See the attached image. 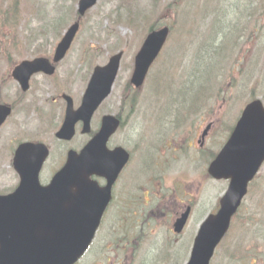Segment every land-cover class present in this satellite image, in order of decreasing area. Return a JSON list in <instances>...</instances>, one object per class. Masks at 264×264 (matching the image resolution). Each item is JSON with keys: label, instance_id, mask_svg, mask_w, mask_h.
I'll use <instances>...</instances> for the list:
<instances>
[{"label": "rangeland", "instance_id": "rangeland-1", "mask_svg": "<svg viewBox=\"0 0 264 264\" xmlns=\"http://www.w3.org/2000/svg\"><path fill=\"white\" fill-rule=\"evenodd\" d=\"M78 1L0 0L1 12L5 13L8 9L13 11L15 4L17 11L15 18H11L8 26L4 25L0 12V69H6L8 65L20 63L22 60H31L36 56L48 57L53 48L58 45L65 30L74 23ZM176 2L178 5L173 6V0H99L95 9L83 18L81 31L75 44L60 67V70L64 72L78 73L79 76L74 80L78 90L86 86L89 79L88 73L94 67L98 64L105 65L110 56L121 50L125 51L123 69L115 89H119L121 84L123 90L120 98H117L115 102L118 105L122 98H127L126 106H130L131 114L126 116L127 124L117 135L116 144L129 146L135 154L133 163L127 171L126 180L136 181L133 185H137L136 189L144 192L150 190L151 193L158 194V197L168 194L170 190L180 192L187 190L191 194L201 192L204 187L203 184L201 188L199 185L203 181L204 173H201L204 172L207 163L199 160L209 159L207 162L212 160V155L221 149L245 104L254 98L264 101V14H262L264 0H176ZM185 2H194L195 6L183 5ZM167 9L171 10L167 13L165 12ZM161 25L171 28L163 55L151 70L143 92L129 90V93H126L124 91L126 81L129 82L131 78L133 58L139 52L142 38L148 34L151 27L160 28ZM245 27L247 31L243 35ZM219 29L224 30L221 33L229 32L226 38V46L229 47L227 50L232 47L237 33L243 35L242 49L238 45L228 53L229 63L224 62L223 56L227 54L226 50L223 54L219 53L212 61L213 56L207 52L196 58L197 48L205 44L210 37H216L215 45L222 41L221 36H218ZM6 52L8 56L3 55ZM15 54L19 56L16 57ZM201 62L203 71L205 62H208L206 69L212 81L204 83L197 79L201 73ZM72 79L73 77H70V80ZM3 80L5 79L2 78L0 81ZM68 82V78L63 79L57 76L54 81H48L44 85H51L52 88L56 84L65 87ZM183 82L188 85L191 93L196 90V83L200 82L205 92L203 99L195 106L194 115L190 114V117L186 114L188 106L181 105L176 97V90L181 88ZM37 83L41 82L37 81ZM44 85L39 87L40 92H46ZM8 89L14 91L13 85L4 84L0 87V93ZM156 93H158L157 96ZM7 95L10 94H4V96ZM178 95L194 105L195 98L188 99L182 91ZM45 99L46 102H51V98L45 97ZM163 114H166L164 118L166 121L163 119ZM17 118L19 117L14 116L12 118L14 123L11 121L14 135L8 138L9 131H6L0 137V190L11 189V186L5 183L14 178L9 172L6 154L16 145V140L24 138L26 133L19 129L18 122L15 121ZM56 118L57 114L51 112L42 121H30L37 126L36 131L39 132L32 137L43 140L51 137L58 126ZM158 118L159 121L163 119L161 123H158ZM178 121L181 122L179 127L183 130L168 125V123L178 124ZM193 121H196L197 129L200 131L209 122L212 121L214 124L204 150L201 151L197 146L199 153H196L194 161L197 171L192 168V164L187 167L189 175L184 169L174 171L176 167L186 164V161L182 159L179 164L169 163L168 169L170 168L171 175L161 174L158 166L161 167V164L168 160L178 162L180 154L185 156L187 161L192 162L190 154L194 153L192 150L185 155L181 151L174 154L173 150L165 148L164 143L167 138H170L169 147L179 149L185 141L189 142L196 131V125H191ZM159 125L163 130L160 131ZM201 125L203 128L200 129ZM32 128L30 127L29 130ZM178 131H180L178 135H170ZM200 131L197 139L200 137ZM145 136L151 145H148ZM158 143L161 144L160 147H155ZM68 148H64V152ZM62 151L63 148L54 147L56 159L62 156ZM141 152L143 153L139 156ZM148 153L154 160V165L146 170V166L150 163ZM195 180L197 183H193ZM203 183L207 182L203 181ZM225 187V183L219 182L212 185L208 182L207 191L197 204L198 208L194 209V214L198 210L201 217L212 213L216 200L223 195ZM252 188L242 212L244 214L246 210L247 214L237 218V223L235 222L228 233L229 241L224 244L227 252L233 251L225 264H264V169ZM117 194L121 197L115 202L114 210L119 211V217L111 223L115 224L116 228H111V224L106 227V232L98 243L97 254L95 250L92 253L95 256H91L86 264H118L119 262V264H130L131 261L133 264H170L171 261L172 264H184L188 248L180 250L178 246L171 243L172 253L163 257V249L168 248L163 246L162 237L151 235L147 239H142L140 235L130 232V222L126 223L122 216V208L125 206L122 196L129 195L130 189ZM148 199L150 200L151 197ZM137 213L142 215L141 209H137ZM109 217L115 216L111 213ZM149 219L151 218L145 220ZM197 221L196 217L191 222L190 235ZM164 230L162 226L156 231ZM142 231L149 233L148 227ZM124 232L128 233L130 238L128 242L120 243L119 249H116L119 242L108 239L107 242L112 246L114 253L107 255L102 248L106 238L110 235L116 237ZM163 235L166 233L164 232ZM185 238H188L187 234ZM123 250H125L123 255L126 258L122 256ZM137 259H141L140 262Z\"/></svg>", "mask_w": 264, "mask_h": 264}, {"label": "water", "instance_id": "water-1", "mask_svg": "<svg viewBox=\"0 0 264 264\" xmlns=\"http://www.w3.org/2000/svg\"><path fill=\"white\" fill-rule=\"evenodd\" d=\"M95 2L96 0H82L80 12L84 13L94 6ZM75 30L76 27L70 30L60 46L58 53L61 56H64L75 36ZM167 34L168 31L165 29L162 32L152 33L147 38L141 53L136 58V68L132 78V83L136 87L143 85L148 68L162 50ZM121 55L113 57L107 67L95 71L86 93L83 109L76 114L68 113L67 121L58 134L59 137L68 139L72 136L75 122L81 119L82 115H86L89 104L96 98V94L100 98L98 103L108 96L119 69ZM29 65L33 63H22L20 70L27 69ZM32 69L30 67L29 71ZM92 111L85 117L86 124H89ZM10 113L11 111L6 107L0 108V126ZM117 124L115 120L104 127L101 134L95 137L80 155L72 152L68 165L53 182L54 187L51 192L59 188L60 183L66 184L67 179L75 185L77 224L73 230L69 227L65 230L60 228L65 220L68 221V214L62 211L60 214L58 212L29 214L27 217L12 214L15 211L14 205H19L20 199L22 201V186L15 197L0 199V264H72L84 252L91 242L107 203V199H104V189L101 190L96 183H91L90 178L93 175L103 176L107 173V177L113 183L127 162L128 156L125 150L116 149L113 153L105 150L107 139L115 132ZM233 134L231 141L213 166V173L217 177L227 176L233 181L230 191L222 200L220 213L207 222L197 241L193 257L194 261L198 260L200 264L208 263L216 244L225 235L240 199L247 192L248 181L264 162V111L259 102H255L245 111ZM26 147L28 145H24L18 153ZM29 180L30 183L31 179ZM111 185L107 188L108 193ZM108 193L107 197H109ZM58 197L59 201L65 199L63 193ZM88 206H93V209L90 210Z\"/></svg>", "mask_w": 264, "mask_h": 264}, {"label": "flooded vegetation", "instance_id": "flooded-vegetation-1", "mask_svg": "<svg viewBox=\"0 0 264 264\" xmlns=\"http://www.w3.org/2000/svg\"><path fill=\"white\" fill-rule=\"evenodd\" d=\"M52 55V54H51ZM48 59L52 60V57H48ZM100 65V64H98ZM60 67H62V63L56 64L55 66V72L53 76H47L45 74H37L33 75L32 79L29 83V90L25 92L23 88L21 89L18 85V83L12 78V74H4L2 75L5 80L0 81V87L4 84H12L14 91H10L9 89L5 91L4 93H0L1 97L6 100L7 104L12 108L13 113L11 117L6 121L4 126L0 129V137H2L3 134H5L6 131H9L8 138L12 137L13 134V124L11 125L12 118L14 116H17L15 121L18 122L19 129L22 131H25L24 138L16 140V145L6 154V158L8 160V166H9V172L12 175L13 179L9 181H5V183L9 184L11 189H4L0 190V193L2 194H10L13 193L17 186L21 183V176H19L14 169V157H15V151L19 147V145L24 144V142H30V143H43L47 146L49 150V156L47 157V160L44 163V166L39 174L40 176V182L42 185H47L51 179L55 176V174L66 164V156L69 153L70 148H78L81 149L88 143L87 139L90 136H85L82 134V128L83 124L78 123L76 126L77 134L76 136L71 140L67 142L60 141L56 139V135L58 132V129L61 127V125L64 122L65 113L67 111V104L68 100L67 97H70L72 99V105L75 110H78V107L81 105L83 100V94L87 88V85L84 86L82 89L77 90L76 78L79 76L78 73L71 74L70 71H63L60 70ZM95 68V67H94ZM94 70V69H93ZM93 70H91L93 72ZM90 71V72H91ZM91 72V73H92ZM91 73H88L89 79L92 76ZM8 76V77H7ZM59 76L63 79L68 78L69 82L66 84L65 87L58 86L57 84L55 87H51V85H44V83L48 81H54L56 77ZM70 77H73L72 80H70ZM37 81H40L41 83H37ZM117 84V83H116ZM41 85H44V89H46V92H40L39 87ZM118 85V84H117ZM125 92L129 93V86L128 84L125 85ZM123 88H121V85H119V89L112 92L110 97L102 102L100 105V108L93 114V119L91 123V129L93 131V134L98 133L101 129V124L103 121V117L107 115H115L118 117L124 126L127 124V117L130 114V106L127 105V98H122L121 102L116 105L115 100L117 98H120V94L122 92ZM13 92V93H12ZM4 94H10L7 96H4ZM67 96V97H66ZM47 98H51V102H46ZM0 103H3L2 100H0ZM128 107V111L126 108ZM122 111V114H120ZM54 112V114H57V129L54 133H52L51 137H48L46 140L40 139V138H33L32 136L39 133L36 131V125L30 121H42L45 119L46 116H48L49 113ZM14 121V120H13ZM12 121V122H13ZM14 123V122H13ZM11 125V127H10ZM30 127H33L31 130H29ZM96 130V131H95ZM115 139L112 137L108 144V148L110 150H113L115 147L114 145ZM54 147L63 148L62 156L55 158L54 153ZM69 147V148H68ZM64 148H68L64 152ZM79 151V150H76ZM100 183L104 184V180L100 181ZM158 209V212L162 213V211L165 210L164 207L161 205L156 206ZM186 209L185 205L175 206V215L174 219L179 218L182 216L183 211ZM193 213V208L192 211Z\"/></svg>", "mask_w": 264, "mask_h": 264}]
</instances>
